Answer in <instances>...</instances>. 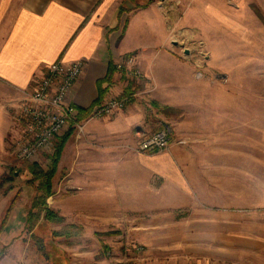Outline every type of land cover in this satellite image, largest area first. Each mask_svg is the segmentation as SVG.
Wrapping results in <instances>:
<instances>
[{
    "label": "crops",
    "instance_id": "0c3cea01",
    "mask_svg": "<svg viewBox=\"0 0 264 264\" xmlns=\"http://www.w3.org/2000/svg\"><path fill=\"white\" fill-rule=\"evenodd\" d=\"M147 1L0 0V148L16 131L17 106L49 64L86 62L69 101L87 109L100 97L98 81L109 63L134 54L145 77L134 82L133 101L82 120V131L74 127L67 135L58 162L66 188L95 198L92 206L182 208L188 238L198 241V264H264V21L258 15L264 4L199 0L176 23L166 2L140 6ZM193 11L198 21L189 16ZM207 16L214 22L213 44H206L213 57L198 79L196 61L171 49V37L199 26L204 38ZM101 87L98 103L122 95L126 82L115 73ZM159 105L181 113L169 152L144 156L112 147L132 141L136 128L156 127L147 107ZM161 181L173 189L160 205ZM0 264L31 263L26 255L5 254Z\"/></svg>",
    "mask_w": 264,
    "mask_h": 264
},
{
    "label": "rangeland",
    "instance_id": "374dc122",
    "mask_svg": "<svg viewBox=\"0 0 264 264\" xmlns=\"http://www.w3.org/2000/svg\"><path fill=\"white\" fill-rule=\"evenodd\" d=\"M163 1L171 10V18L176 23L182 22L186 13L192 7L194 10L199 3V0ZM259 2L264 4V0H251L252 7H259ZM189 16L196 21L199 19L198 11H193ZM262 17L264 19L263 15ZM207 18L206 24L202 25V29L206 30L202 32L204 38L198 34L199 26L192 27L196 29L195 33L180 29L173 31L171 37L174 41L170 45L171 49L182 57L196 61L195 76L198 79L204 76L203 69L208 65V59L213 57L206 44H213L214 22L212 17ZM186 50L188 54L185 53ZM148 83L144 85L150 86ZM147 108L151 118L146 120L152 125L155 119L156 127H150L149 130L136 128L132 132V141L114 142L112 147L126 149V152L135 155H158L160 153L140 152L137 146L139 136L167 126L171 130L170 145L168 150L161 153L170 151L175 142L174 123L179 120L180 111L164 105ZM12 137L10 133L4 146L0 148V184L5 177L15 175V186L10 191L0 188V226L2 220L6 219L5 227L0 233V259L9 254L26 255L31 264H198V241L188 238L190 226L183 223L182 208H123L113 205L104 208L89 205L95 198L90 200L85 192H73L66 188L67 183L58 174V166L53 178V194L47 199V211L53 213L54 217L46 218L47 211L35 212L34 217L30 218L33 221L32 227L27 226L28 211L35 194V188L26 183L30 178L27 167L37 163L47 169L50 160L46 156L49 154L43 153L37 160H16L12 152ZM57 138L52 146L53 151ZM165 185L162 181L158 183L160 205L166 203V190L172 188Z\"/></svg>",
    "mask_w": 264,
    "mask_h": 264
},
{
    "label": "built area",
    "instance_id": "2783aa9c",
    "mask_svg": "<svg viewBox=\"0 0 264 264\" xmlns=\"http://www.w3.org/2000/svg\"><path fill=\"white\" fill-rule=\"evenodd\" d=\"M86 62L82 59L49 64L35 78L28 93L14 113L16 131L12 135V152L16 160H37L43 153H52L55 139L73 125L81 132L83 125L76 122L75 106L69 93L82 76ZM115 70L125 82L142 80L145 75L134 54L121 57L114 63ZM200 74V73H198ZM134 96V94H133ZM128 96H110L93 106L90 118L101 117L123 110L130 102ZM171 130L163 127L152 134H141L137 143L142 153H161L168 150Z\"/></svg>",
    "mask_w": 264,
    "mask_h": 264
},
{
    "label": "trees",
    "instance_id": "16d2710c",
    "mask_svg": "<svg viewBox=\"0 0 264 264\" xmlns=\"http://www.w3.org/2000/svg\"><path fill=\"white\" fill-rule=\"evenodd\" d=\"M150 2L151 0L144 2L140 6L145 7ZM258 15L264 21L262 15L260 13H258ZM115 72L116 70H115L114 64L109 63L107 75L103 79L98 81V85L100 88V97L98 98V101H96L92 106H90L87 109H83V108H79L75 106L76 122H81L82 120L90 116L93 106H95L100 101L99 99L104 94L105 88H102L101 86L104 83H110L112 81V78ZM121 79L125 81L124 77H121ZM134 88H135V83L128 81L124 89V92L122 94L123 96H128L130 98L129 102L133 101V98H134L133 94L135 93ZM73 129H74V126L71 125L69 127L70 131L68 130L69 132H66V135L64 134V136H59L57 138L54 151L46 156L50 160L49 167L47 169H43L37 163H32L28 165L27 167V171L30 175V178L27 179L26 183L35 188V194L30 203V207H29L30 209L28 211L29 213H28V218L26 221V225L29 227H32L33 221H31L30 218L34 217V214H36L35 212H38V211L45 212L47 211V209H49L48 204H47V199L51 197L53 194V178L57 171L58 162L60 160L61 153H62L64 144L66 142V137L67 135H69L71 131H73ZM14 180H15V175L5 177L1 181L0 188H5L10 191L15 186L13 184ZM45 215H46V218H49L50 216L54 217L53 213H51L50 211L45 212ZM5 223H6V219L4 218L1 222L0 233L4 229Z\"/></svg>",
    "mask_w": 264,
    "mask_h": 264
},
{
    "label": "water",
    "instance_id": "95a60500",
    "mask_svg": "<svg viewBox=\"0 0 264 264\" xmlns=\"http://www.w3.org/2000/svg\"><path fill=\"white\" fill-rule=\"evenodd\" d=\"M185 53L188 54V51L186 50Z\"/></svg>",
    "mask_w": 264,
    "mask_h": 264
}]
</instances>
